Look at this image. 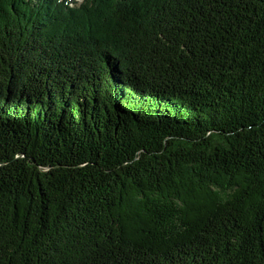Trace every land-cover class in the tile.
Here are the masks:
<instances>
[{"label": "trees", "instance_id": "16d2710c", "mask_svg": "<svg viewBox=\"0 0 264 264\" xmlns=\"http://www.w3.org/2000/svg\"><path fill=\"white\" fill-rule=\"evenodd\" d=\"M0 264H264V0H0Z\"/></svg>", "mask_w": 264, "mask_h": 264}, {"label": "rangeland", "instance_id": "374dc122", "mask_svg": "<svg viewBox=\"0 0 264 264\" xmlns=\"http://www.w3.org/2000/svg\"><path fill=\"white\" fill-rule=\"evenodd\" d=\"M75 1H76L77 3H79V2L81 3L82 0H75Z\"/></svg>", "mask_w": 264, "mask_h": 264}]
</instances>
